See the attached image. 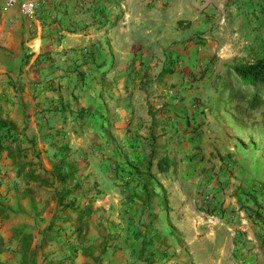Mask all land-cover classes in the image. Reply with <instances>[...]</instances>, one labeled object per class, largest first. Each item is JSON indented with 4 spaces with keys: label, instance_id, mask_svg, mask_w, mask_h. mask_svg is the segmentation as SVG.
<instances>
[{
    "label": "rangeland",
    "instance_id": "1",
    "mask_svg": "<svg viewBox=\"0 0 264 264\" xmlns=\"http://www.w3.org/2000/svg\"><path fill=\"white\" fill-rule=\"evenodd\" d=\"M17 1L0 13L22 27L2 82L32 106L19 143L45 165L82 150L71 199L96 205L89 238L58 223L45 253L85 261L103 238L101 264H264V104L220 97L230 67L264 54V0H35L31 15Z\"/></svg>",
    "mask_w": 264,
    "mask_h": 264
},
{
    "label": "trees",
    "instance_id": "2",
    "mask_svg": "<svg viewBox=\"0 0 264 264\" xmlns=\"http://www.w3.org/2000/svg\"><path fill=\"white\" fill-rule=\"evenodd\" d=\"M226 75L227 83L220 92V97L224 96V90L226 89L225 100L239 96L250 107L264 104V54L253 62L234 64L233 67L227 70ZM18 133L11 122L0 119V153L5 152L6 157L17 163L16 176L21 178L25 185L20 196L33 197L38 194L37 187L44 188L46 191V206L50 201L55 203L53 218L43 231L44 236L47 237L49 233L50 238L57 235L62 227H55L56 222H70L73 226L70 229L71 236H74L80 242L85 241L90 230V218L96 209L93 206V198H89L87 201L82 198L79 199L80 201L71 199L72 194L80 189L81 182L76 178L79 167L74 159L69 158L67 143L60 144L59 149L52 155L54 159L51 169H46L40 160L33 161L32 158L24 160L29 156V147L20 145ZM34 157L39 158V152H36ZM156 166L159 172L168 171L170 157L168 155L161 156L158 158ZM148 174L145 173L144 175V188H147L149 184ZM7 210L0 203L1 220L8 217ZM14 236L19 240V252L21 254L19 264H37L35 257L36 245L32 233H24L21 229H17ZM99 247L100 250L95 253L92 244L83 246L82 256L86 260L82 264H101L102 258L108 249L104 239L100 242ZM136 258L148 262L143 247L138 250ZM61 263V260H48L46 262V264Z\"/></svg>",
    "mask_w": 264,
    "mask_h": 264
},
{
    "label": "crops",
    "instance_id": "3",
    "mask_svg": "<svg viewBox=\"0 0 264 264\" xmlns=\"http://www.w3.org/2000/svg\"><path fill=\"white\" fill-rule=\"evenodd\" d=\"M13 8V7H11ZM4 11V12H3ZM0 13V119L7 120L8 122H11L18 131H21L19 127H25L27 125V119L32 121V116L26 119V114L30 113L32 106L26 105V103L21 102H15L13 101V94H16L14 92L13 86L9 85L8 83L2 84V82L7 81V75L9 73V67L10 62L12 59V54L10 51H18L17 48L21 45V24L16 23L14 24L12 21V17L14 14L13 9L3 10ZM3 12V13H2ZM26 32V29H25ZM27 108L30 110L27 111ZM29 123V122H28ZM25 134H27V131H24ZM22 134H20L21 136ZM31 139V137H28ZM32 141L30 143L25 144V147H31ZM76 151V150H75ZM38 152V151H37ZM30 157L28 156L29 160ZM33 159V158H32ZM44 159V158H43ZM43 159H41V156L39 155V158H34L33 161L40 160L42 165L48 169L52 167L53 162L49 163L48 165H45L43 163ZM76 163L78 164L79 169L84 170L85 164L84 159L85 155H83L82 150L77 151L75 154V157L73 158ZM23 160V161H24ZM13 164L10 166L9 164ZM16 161H12V159L6 157L5 152L0 153V203H2L8 210V217L6 219L1 220L0 217V264H19L21 260V254L19 252V240L17 237L14 236V232L17 229H21L24 233H32L33 235V241L36 243V237L40 236L41 241L39 242V246H41L40 250H44V255L40 261V258L37 256L38 252L35 253L36 257V263L37 264H46L48 260H54L52 259L49 253H45L46 247L49 246L53 240L50 242H45V237L43 234V231L48 226L49 222L53 218L54 214V207L55 203L50 201L49 204L46 206V191L44 188H42V194L38 196V200L34 201V199L30 197H21V192L24 189L25 185L23 182L22 187H18L16 180L19 178L16 176ZM79 172V171H78ZM6 175H10L9 177ZM3 177V178H1ZM15 180V181H14ZM33 203V204H32ZM32 205L36 206L35 208L32 207ZM94 208L96 209V205L93 203ZM37 213V214H36ZM72 216L73 213H71ZM41 218L46 222L42 227L40 225L34 224V219L38 221V219L41 220ZM60 222H56L55 227H61L58 225ZM60 224H68L66 225L65 231L68 230L69 235H66L67 238L73 237L71 236L70 229L73 227L70 222L66 223H60ZM36 226V227H35ZM40 230V234H38V231ZM92 229L91 225V218H90V230L88 233V238ZM61 230V229H60ZM57 233L54 238L58 236ZM94 234V233H93ZM42 239L44 241L42 242ZM103 239V238H101ZM99 240L102 241V240ZM76 240V239H75ZM92 244V241H89L88 245ZM93 245V244H92ZM63 249H65V246H62ZM57 249L54 254L58 253L59 248L55 246ZM67 251V248L65 249ZM69 251V250H68ZM52 254V255H54ZM71 253L69 252L68 255ZM82 254V252H81ZM112 251L109 252V260L113 259L114 255H111ZM55 256V255H54ZM78 256L80 254L78 253ZM74 255H71V258L73 259ZM77 257V256H76ZM76 258L73 261H70L71 263H67V261L63 262L61 264H82L84 262V258H82V261H78ZM86 260V259H85ZM109 260H105V262L108 264ZM105 264V263H104ZM112 264V263H109Z\"/></svg>",
    "mask_w": 264,
    "mask_h": 264
},
{
    "label": "built area",
    "instance_id": "4",
    "mask_svg": "<svg viewBox=\"0 0 264 264\" xmlns=\"http://www.w3.org/2000/svg\"><path fill=\"white\" fill-rule=\"evenodd\" d=\"M17 2H18L17 0H6L5 5L11 7L17 4ZM34 8H35V0H24L21 3V10L23 13L27 15L33 14Z\"/></svg>",
    "mask_w": 264,
    "mask_h": 264
}]
</instances>
